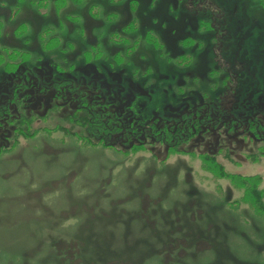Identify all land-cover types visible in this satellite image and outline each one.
Returning a JSON list of instances; mask_svg holds the SVG:
<instances>
[{
  "label": "rangeland",
  "instance_id": "1",
  "mask_svg": "<svg viewBox=\"0 0 264 264\" xmlns=\"http://www.w3.org/2000/svg\"><path fill=\"white\" fill-rule=\"evenodd\" d=\"M25 69L110 92L136 129L203 102L264 117V0H0V80ZM25 104L0 128V264H264L263 144L106 145Z\"/></svg>",
  "mask_w": 264,
  "mask_h": 264
},
{
  "label": "flooded vegetation",
  "instance_id": "2",
  "mask_svg": "<svg viewBox=\"0 0 264 264\" xmlns=\"http://www.w3.org/2000/svg\"><path fill=\"white\" fill-rule=\"evenodd\" d=\"M224 20L226 19L224 18ZM223 26L224 31H227L225 25ZM28 71L25 69L13 77L6 75L0 80V88L4 87L0 92V128L2 130L16 123L14 120L19 117L12 118L10 116L12 110L15 108L20 113V110H25L27 106L25 103L34 104L35 109L40 107L55 109L54 107L67 105L73 113H85V116L83 114L84 117L79 119L80 121L78 120L79 130L106 145L131 143L141 146L152 142L174 147L191 138L195 134L192 131H196L197 128L198 131L202 128L214 129L215 132L223 130L227 133L231 131L234 136L239 135L240 139H248L264 145V117L260 111H255L245 118L240 117V120L233 117L219 120L220 116L223 117L227 113H215L217 117H214L208 104L203 102L171 117L155 115L151 120L144 123L141 122L143 121L141 119L138 123L142 125L138 124L139 128L136 129L131 124H127L129 119L124 114L126 121L122 119L123 116L114 105L116 100L110 92L106 94L102 91V96H98L95 92L94 95L96 96L87 99L84 87H89L91 84L76 83L71 79L54 77L56 75L54 72H50L46 78L45 76L42 78L45 74H40L36 80L38 83L33 87L31 84L33 79ZM231 73L228 71V78L232 77L235 80L236 77L231 76ZM41 80L43 81L42 84L39 83ZM90 80L93 83L97 79L91 77ZM10 88L11 90H9ZM228 90L230 88L226 91ZM139 92L142 90L140 89ZM143 94L147 96L148 93L144 92ZM95 127L97 130L94 129Z\"/></svg>",
  "mask_w": 264,
  "mask_h": 264
},
{
  "label": "trees",
  "instance_id": "3",
  "mask_svg": "<svg viewBox=\"0 0 264 264\" xmlns=\"http://www.w3.org/2000/svg\"><path fill=\"white\" fill-rule=\"evenodd\" d=\"M259 179V177H254V176H252V177H242V181H241V184H243V183H247V182H249L250 181V184L252 183V185H256L257 184V181H259L258 180ZM240 180H241V177H240ZM252 180V181H251ZM243 182V183H242ZM251 191V192H250ZM250 191H248V192H250V193H255L256 194V191H254V188H252V189H250Z\"/></svg>",
  "mask_w": 264,
  "mask_h": 264
}]
</instances>
